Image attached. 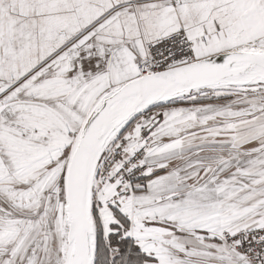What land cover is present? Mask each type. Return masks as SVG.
I'll use <instances>...</instances> for the list:
<instances>
[{"label":"snow or ice","instance_id":"1","mask_svg":"<svg viewBox=\"0 0 264 264\" xmlns=\"http://www.w3.org/2000/svg\"><path fill=\"white\" fill-rule=\"evenodd\" d=\"M0 264H264V0H0Z\"/></svg>","mask_w":264,"mask_h":264}]
</instances>
